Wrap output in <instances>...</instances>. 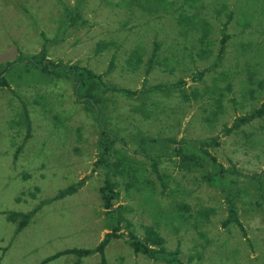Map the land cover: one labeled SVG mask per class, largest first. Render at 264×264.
<instances>
[{
	"label": "rangeland",
	"instance_id": "rangeland-1",
	"mask_svg": "<svg viewBox=\"0 0 264 264\" xmlns=\"http://www.w3.org/2000/svg\"><path fill=\"white\" fill-rule=\"evenodd\" d=\"M75 2L0 0V67L37 53L43 45L49 58L78 63L99 74H104L114 56V66L103 79L111 85L136 89L145 78L146 64L132 67L125 61L137 47L143 50L146 61L156 41L159 46L155 59L163 63L153 64L146 87L185 79L189 91L196 87L202 93L207 87L211 91L213 85L221 89L230 85L222 100V111L213 122L205 120L216 109L208 94L186 100L178 89L152 92L148 99L152 111L149 118L132 110L134 100L111 94L109 126L124 140L114 147L136 161V173L152 180L155 191L150 185L126 191L121 176L114 179L119 181V203L131 208L126 215L138 237L143 236L142 225L152 223L163 235L165 249L177 248L183 262L191 259L190 264H264V187L257 188L264 175L239 178L242 192L236 202L247 232L244 237L234 225L221 226L227 216L224 194L203 183L200 170L181 171L175 158H163L159 168L169 179L162 194L148 160L136 152L133 138L137 132L176 139L218 136L219 146L210 150L221 163L228 166L232 162L247 176L264 170L263 119L253 120L227 136L222 132L235 116L247 113L264 100V89L255 94V99L247 92L248 70L264 79V0H147L148 11L127 6L129 0H84L78 9L85 22L68 28L56 44L45 41L55 38L59 23L67 18L65 9H72ZM223 5L226 13L232 12L227 27L232 37L227 41L225 58L216 71L192 83V74L210 66L215 58L226 20L225 13H216ZM181 10L197 12L210 22L212 54L208 58L196 56L197 31H186L176 24L175 16ZM99 41L111 45L96 52ZM26 69L24 62L17 61L5 74L11 91L0 89V264H40L45 257L66 248H93L100 242L96 241L98 229L115 223V218L99 219L101 215L95 208L104 178L102 168L92 172L99 151L97 123L75 102L69 81H48L34 68ZM221 72L226 73L225 78ZM23 106L31 122V139L23 143L18 159H14L12 146L23 141L25 126L8 127L1 120H18ZM86 175L84 186L76 193L50 201L60 189ZM181 201L190 205L188 216L179 215L175 208ZM41 204L29 226L14 236L15 224L7 219V212L26 213ZM202 207L214 209L203 220L197 216ZM126 239L107 244V264H166L150 263L147 256L135 254ZM73 258L68 254L46 264H73ZM98 259L97 255L88 256L81 264H97Z\"/></svg>",
	"mask_w": 264,
	"mask_h": 264
},
{
	"label": "trees",
	"instance_id": "trees-1",
	"mask_svg": "<svg viewBox=\"0 0 264 264\" xmlns=\"http://www.w3.org/2000/svg\"><path fill=\"white\" fill-rule=\"evenodd\" d=\"M84 0H76L72 9H65L67 18L59 23V28L56 32L55 38L47 39L45 41L50 44H56L60 42L62 34L71 26L76 23H84L78 6ZM127 6L137 7L142 10H150V5L147 0H129ZM264 8V7H263ZM227 8L223 5L216 15L220 16L221 13H225L226 20L221 26V37L219 39V47L216 52L215 58L212 64L208 67L202 68L194 72L191 76V82H199L203 79L204 75L210 71H216L221 66L226 53L227 41L232 37L227 31L228 24L232 19V12H227ZM176 24L186 31H197V42L199 45L196 51V56L202 59L208 58L212 54L210 49L212 42L209 36L212 32V26L210 22L201 17L197 12L188 13L184 10L178 11L175 16ZM158 42H154L153 52L146 61H144L143 50L139 47L132 49L125 61L129 66L132 64H146L144 69L145 78L142 80L141 86L136 89L124 88L115 85H111L103 79L104 74L111 71L114 66V56L110 59L109 65L104 74L94 72L87 66L80 65L78 63H69L62 60H53L48 57L46 47L29 56H24L20 60H12L0 67V89H10L9 81L5 74L13 68V66L20 61L26 65V71L29 68L37 70L45 80L51 81L53 79H65L70 82L72 87V93L75 98V102L81 104L86 112L91 113L92 118L95 120L99 130V137L97 145L99 147L98 158L93 162L92 172L96 168H102L104 173L103 184L99 187L100 199L102 206L105 209V217L115 218L113 225L107 226L109 231L104 235L102 240L93 248H67L54 253L48 257H45L41 264H46L50 260H53L61 255H74L79 263L83 257L90 256L94 253L99 255L100 264H107L105 258L106 245L113 239L126 237L133 252L135 254H143L154 261H163L166 264H190L191 259L187 262H183L178 258L179 250L168 251L164 247L165 239L158 232L156 228L151 225L144 226V234L142 237H138L131 229V221L124 216L125 211H129V207L118 204H114L120 199V192L118 190L119 181L114 177L121 176L124 181V188L126 191L132 190L139 185H150L154 187L155 183L140 176V173H136L132 160L126 153L119 152L114 147L116 142L123 143L122 138L117 137L115 132L109 126L107 121V102L108 93H118L125 96L128 99L134 100L135 105L132 109L134 112L139 113L144 118H149L152 114L150 105L148 103L149 94L152 92H158L164 90V88L178 89L181 92L182 97L189 100L190 97L197 99L203 93L207 94L215 101L216 109H214L209 115L205 117L207 122H213L217 113L222 111V100L225 96V91L230 90V85H227L225 89L213 85L211 91H207L210 87L205 88V91L200 93L196 87L189 91L187 86L188 81L185 79H178L169 85L161 86L159 84L150 85L146 87L147 75L153 67V64L163 63L156 58V51L158 50ZM111 43L99 41L96 47V52H100L107 48ZM21 57V56H19ZM165 63V62H164ZM221 77L225 78L226 73L221 72ZM224 76V77H223ZM264 89V79L256 78L254 71H247V92L252 99L256 98V93ZM22 119L19 124L25 126V134L23 137V143L31 137V126L28 116V111L23 106V112L20 116ZM264 120V100L260 104L252 108L247 113L237 115L234 117L230 125H224L222 132L224 136L238 132L243 126L251 123L253 120ZM264 129V124L262 125ZM136 142V152L142 155L148 160L150 170L155 175L161 188V193H165L168 188L167 180L168 175L162 173L159 168V163L163 158H175L177 167L181 171H193L200 170V179L203 183L212 188H216L224 194V201L227 207V216L221 221V226L227 228L231 225L236 226L241 234L246 237L247 232L242 221L239 218L237 199L240 197V180L239 178H254L264 175V170L259 175L247 176L242 174L236 165L232 162L228 166L221 163L215 154L210 150L211 147L219 146V137L202 138V139H186L174 137H152L143 133H138L134 137ZM23 143L17 146L14 154V158H17V153L22 149ZM87 175L79 179L76 183L70 184L63 189H60L51 199L57 200L64 198L68 195L76 193L86 181ZM236 178V179H235ZM260 188L264 187V179L258 180ZM172 192V191H171ZM264 193V192H263ZM41 205L29 210L26 213L10 211L7 212V219L16 224L15 232H19L24 228L35 215V213L41 208ZM179 215L184 216L190 211V205L186 202H178L175 205ZM200 219H207L210 214L214 212L213 208L202 207L197 211ZM185 215V217H186ZM124 229L126 233L121 230Z\"/></svg>",
	"mask_w": 264,
	"mask_h": 264
},
{
	"label": "crops",
	"instance_id": "crops-1",
	"mask_svg": "<svg viewBox=\"0 0 264 264\" xmlns=\"http://www.w3.org/2000/svg\"><path fill=\"white\" fill-rule=\"evenodd\" d=\"M2 89H7V88H2ZM10 90V89H9ZM11 91V90H10ZM111 94H118V93H108L107 94V97H108V99H109V96L111 95ZM118 95H121V94H118ZM121 96H123V95H121ZM125 97V96H124ZM79 104V103H78ZM81 105V104H80ZM82 107V106H81ZM83 108V107H82ZM1 109V108H0ZM133 110V109H132ZM108 112H109V110H108V102H107V121H108ZM30 120V119H29ZM4 121V122H3ZM7 121H9V122H7ZM19 121H20V118L18 119V120H1V122H3V124H8V127H14V126H17V125H19ZM109 123V122H108ZM30 126H31V122H30ZM138 133H140V132H137L136 134H138ZM116 134V133H115ZM136 134H134V136L136 135ZM31 139V138H30ZM30 139H28V140H30ZM27 142V141H26ZM26 142H24V143H26ZM23 143V141L20 143V144H22ZM15 144H17V143H15ZM20 144H18V145H13L12 147H15V149L13 150V157H14V154H15V150H16V148H17V146H19ZM22 149H23V147H22ZM22 149L17 153V158H14V159H18V155L21 153V151H22ZM5 152V151H4ZM86 182V181H85ZM84 186V185H83ZM82 186V187H83ZM81 187V188H82ZM57 200H59V199H57ZM120 200V199H119ZM119 200L114 204V206H117L118 204H122V205H125V206H128L129 207V205H127V204H124V203H119ZM97 204H96V207L95 206H93V205H91V207H95V208H97V213H98V215H101V216H98L99 217V219L102 217H104L105 216V209L103 208V206H102V201H101V199L99 200V201H97L96 202ZM99 209V210H98ZM100 209H101V211H100ZM129 209H131L130 207H129ZM130 211V210H129ZM129 211H125L123 214H124V216L128 219V220H130L128 217H127V213L129 212ZM37 213V212H36ZM131 221V220H130ZM11 222V221H10ZM32 222V219L30 220V222L25 226V227H27V226H29V224ZM131 223H132V221H131ZM15 224V223H14ZM146 225H151V226H153V224L151 223V224H145V225H142V232L140 233L141 235H143L144 234V226H146ZM131 226H133V223L131 224ZM24 227V228H25ZM154 228H156L155 226H153ZM24 228H22L21 230H23ZM15 229H16V224H15ZM131 229H132V231H134V229L131 227ZM157 229V228H156ZM20 230V231H21ZM158 230V232L161 234V232L159 231V229H157ZM19 231V232H20ZM109 231V229H108V227L107 226H102L101 228H99L98 229V231H97V238H96V241L98 242V241H100V240H102V238L104 237V235L107 233ZM122 232H124V233H126V231L124 230V229H122L121 230ZM19 232H15L14 231V236L16 235V234H18ZM138 234H139V232H138ZM162 235V234H161ZM163 236V235H162ZM121 239H123V238H118V239H113V240H121ZM98 243H96V244H94L95 246L97 245ZM94 246V247H95ZM107 246V245H106ZM73 248V247H72ZM77 248H85L84 246H78ZM67 249V248H66ZM64 250V249H63ZM61 251V250H60ZM58 252V251H57ZM56 253V252H55ZM67 255V254H66ZM66 255H61V256H66ZM98 256V258H99V255L97 254V253H94V254H92V255H90V256ZM61 256H59V257H61ZM59 257H57V258H59ZM88 257V256H87ZM87 257H83L81 260H80V262L78 263L77 262V259H76V257L74 256V258L73 259H71V263H73V264H81L82 262H83V260L85 259V258H87ZM57 258H55V259H57ZM55 259H53V260H55ZM99 261L97 262V264H100V259H98ZM149 260H150V263H153V262H155L153 259H150L149 258ZM41 262H42V260H41ZM41 262H40V264H41ZM48 263V262H47Z\"/></svg>",
	"mask_w": 264,
	"mask_h": 264
}]
</instances>
